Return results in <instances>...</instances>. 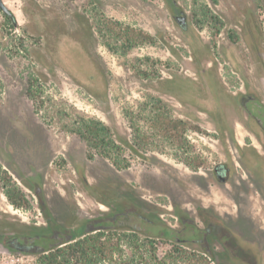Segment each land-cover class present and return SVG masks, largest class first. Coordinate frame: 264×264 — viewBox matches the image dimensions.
Instances as JSON below:
<instances>
[{"label":"rangeland","instance_id":"1","mask_svg":"<svg viewBox=\"0 0 264 264\" xmlns=\"http://www.w3.org/2000/svg\"><path fill=\"white\" fill-rule=\"evenodd\" d=\"M2 2L11 16L0 9V239L135 207L152 223L137 234L163 255L189 226L200 239L215 207L232 213L212 170L250 142L264 152L236 98L253 89L264 103V0ZM130 29L142 32L131 45ZM107 142L115 147L94 146ZM249 201L264 264V206L257 194ZM0 264L37 255L0 242Z\"/></svg>","mask_w":264,"mask_h":264},{"label":"flooded vegetation","instance_id":"2","mask_svg":"<svg viewBox=\"0 0 264 264\" xmlns=\"http://www.w3.org/2000/svg\"><path fill=\"white\" fill-rule=\"evenodd\" d=\"M175 19H177L181 25L185 24L183 17L175 16ZM236 98L239 108L243 109V112L245 113L246 120L249 123L255 124L261 135L264 137V103L259 99L258 93H256L253 89H248L247 91L238 94ZM251 104L255 107L254 111L249 107ZM250 133H253L252 137H254L255 140L258 141L259 139L258 142L263 148V139L258 138L257 132ZM114 144L115 143L113 142H107L101 146H94L95 148L98 147L102 149L104 152L107 148L112 149V147H115ZM237 144H239L238 141ZM250 145L252 146V150L241 152L236 151L232 153V155H229V161L226 159L215 163L212 170L215 181L220 183L222 186L228 187L226 194L232 201L231 206L234 207V209H232V213L228 211L229 213L226 212L224 215L220 216L218 211H216L217 207H215V221L210 220L206 223L203 231H201L202 237L200 239L194 237L199 230H197L194 226H189L191 230V234L189 235L190 237L180 238L182 240H179V237H176L175 240L183 243L193 242L199 245L201 249H207L214 255L215 264H221L220 260L222 262L224 258L225 260L229 259L231 262L233 261V264H259V249L257 248V244L258 240L260 241L259 238H262V234L259 235L255 233L257 228L252 223L250 211H245L246 209L244 206L247 205L249 207V205H251V203H249L251 193L257 194L262 200V204L264 206V152L258 151L252 142H250ZM30 181L29 186L35 187V180L31 179ZM129 212L134 216L131 218H135V220L139 222L138 226L134 225L137 232L141 229H146L148 224H152L148 221L149 219L146 215L142 213L139 208L135 207L121 208L120 211H117L108 217L117 223L124 219L122 217L123 215ZM142 221L147 223L142 224ZM89 222L91 221H87L80 227L71 228L70 230L54 229L52 234L49 236L40 233L21 234L2 237L0 242L14 250H18L20 248L19 244L22 246L33 243V240L39 238V236L42 237V240L44 239L45 243L50 240L60 242L65 239H69L72 234L76 233V231L80 232L84 230L86 224ZM186 226L183 227L184 231L188 228ZM166 229L168 230V234L165 235L171 236L174 233V230L169 228ZM251 229L253 230L252 233L248 231ZM219 246L221 251L218 250ZM223 255H226V257Z\"/></svg>","mask_w":264,"mask_h":264},{"label":"trees","instance_id":"3","mask_svg":"<svg viewBox=\"0 0 264 264\" xmlns=\"http://www.w3.org/2000/svg\"><path fill=\"white\" fill-rule=\"evenodd\" d=\"M127 42L131 45L141 31H128ZM94 136H102L95 130ZM12 204L20 205L21 197L10 189L6 192ZM133 216L130 212L124 219ZM134 217V216H133ZM37 238V237H36ZM42 237L29 245H20L18 251L36 254L38 264H215L214 255L207 249H199L180 241L170 243L163 255L157 252V246L149 236L141 238L134 225L118 226L111 218L91 221L85 229L72 234L69 239L45 243ZM123 243L130 249L124 255ZM17 249V248H16Z\"/></svg>","mask_w":264,"mask_h":264},{"label":"water","instance_id":"4","mask_svg":"<svg viewBox=\"0 0 264 264\" xmlns=\"http://www.w3.org/2000/svg\"><path fill=\"white\" fill-rule=\"evenodd\" d=\"M0 9L5 12L7 15L11 16V13L9 12V10L5 7V5L3 4L2 0H0Z\"/></svg>","mask_w":264,"mask_h":264}]
</instances>
